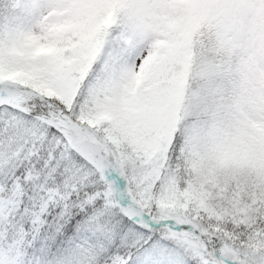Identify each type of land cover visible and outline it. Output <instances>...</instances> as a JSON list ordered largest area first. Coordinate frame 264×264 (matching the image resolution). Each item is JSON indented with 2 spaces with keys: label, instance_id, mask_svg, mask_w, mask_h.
<instances>
[{
  "label": "snow or ice",
  "instance_id": "1",
  "mask_svg": "<svg viewBox=\"0 0 264 264\" xmlns=\"http://www.w3.org/2000/svg\"><path fill=\"white\" fill-rule=\"evenodd\" d=\"M0 3V264H264L238 0Z\"/></svg>",
  "mask_w": 264,
  "mask_h": 264
},
{
  "label": "clouds",
  "instance_id": "2",
  "mask_svg": "<svg viewBox=\"0 0 264 264\" xmlns=\"http://www.w3.org/2000/svg\"><path fill=\"white\" fill-rule=\"evenodd\" d=\"M238 5L233 44L221 55L230 62L238 95L244 98L264 89V5L260 0H238Z\"/></svg>",
  "mask_w": 264,
  "mask_h": 264
}]
</instances>
